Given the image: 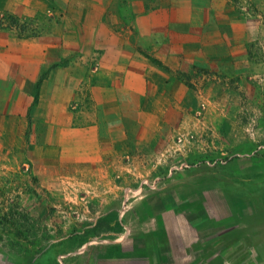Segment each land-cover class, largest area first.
<instances>
[{"label":"rangeland","instance_id":"374dc122","mask_svg":"<svg viewBox=\"0 0 264 264\" xmlns=\"http://www.w3.org/2000/svg\"><path fill=\"white\" fill-rule=\"evenodd\" d=\"M173 1L115 0L113 7L121 14L135 13V2H141L148 13L172 12L174 7L196 10V20L204 24L209 66L195 65L179 73L183 86L175 91L179 100L164 99L152 91L150 101L140 96L128 102L109 101L104 86L95 79L105 52L70 42V50L79 51L69 50L53 68L41 70L36 84L6 79L0 85V107L3 104L5 113H11L6 128L10 146L0 149V264H66L68 255L70 264H79L73 260L77 257H81L80 264H93L87 250L98 240L90 239L86 231L94 224L96 233L105 231L98 221L107 216L108 202L119 213L146 194L145 189L154 190L158 183L172 179L173 172L185 174L190 165L205 161L215 179L237 158L241 170L229 175L225 196L214 191L207 200L213 217H228L227 227L237 224L240 217L241 226H247L245 237L236 233L223 239L215 236L214 254L220 259L193 264H264V231L258 237L251 228L255 218L264 220V0H175V6ZM57 16L54 29L59 25L66 36L85 40L80 22L70 20L65 10ZM43 21L19 20L0 8V32H15L14 38L21 41L41 38ZM149 61L170 71L154 59ZM70 65L74 68L69 74L78 78L66 88L70 97L61 101L62 86L56 83L42 97L43 83L52 69ZM14 72L23 75L19 69ZM42 101L47 102L46 108L50 104L49 114L48 109H38ZM15 104L19 107L12 110ZM97 126L114 130L111 139L106 129L98 133L102 143L114 144L101 150L111 163L92 164L77 160L75 150L62 151L61 146H73L62 143L68 135L62 131L78 129L91 138ZM160 128L165 130L154 131ZM156 133L155 142L148 145ZM18 151H22L20 158L13 156ZM182 182L184 193L192 194L191 179L185 177ZM217 183L213 180L211 186L216 188ZM257 190L260 195L254 196ZM12 212L20 215L14 226L6 218ZM21 226L28 232H20ZM22 232L28 234L27 240L21 239ZM84 241L88 244L77 250Z\"/></svg>","mask_w":264,"mask_h":264},{"label":"crops","instance_id":"0c3cea01","mask_svg":"<svg viewBox=\"0 0 264 264\" xmlns=\"http://www.w3.org/2000/svg\"><path fill=\"white\" fill-rule=\"evenodd\" d=\"M174 4L175 0L173 6ZM113 5L115 0H0L1 10L14 13L19 20L30 18L33 21L44 20V34L38 39L21 41L14 38L15 32L12 35L11 32H0V85H4L6 79L12 81L17 79V83L14 80L15 84L21 82H26L30 86L36 84L42 74L41 70L53 68L63 59V54L69 52L70 42L78 46L91 45L92 48L89 50L105 52L101 71L95 79L100 86H104L102 90L109 101L123 99L128 102L137 99L138 96L142 100L150 101L154 91L155 95L158 93L164 99L172 101L181 99V96L175 93L176 88L182 86L179 73L188 71L195 65L202 68L209 66L204 24L196 20L194 14L196 10L193 12V8H188L187 11H177L178 9L174 7L171 9L172 12L161 9L148 13L141 2H135L132 4L135 13L121 14ZM64 10L70 20L80 22L79 29L84 30L85 40L82 41L79 37L75 41L66 36L59 25L53 28V20ZM40 15H44V18ZM159 20L165 23L162 25L152 23ZM150 59L168 66L170 71L161 70L151 63ZM72 68L74 67L70 65L66 68L52 69L43 83L42 97L46 95L45 89L53 83L62 86L61 101L70 97L67 86L78 82V78L69 74L72 73L70 72ZM14 69L21 70L23 75L17 76ZM24 102L26 104L25 98L21 103L25 108ZM46 103L42 101L38 109H44V112L48 109L46 112L49 114L51 106L49 104L46 108ZM17 105L15 104L12 110L19 107ZM62 107L66 108L67 105ZM4 110L2 104L1 150L10 146L6 128L10 124L11 113L6 114ZM33 115L35 117L36 113ZM152 116L159 117V113ZM94 129L91 138L84 137L83 131L78 129L62 131L68 134L67 137H62V143L73 145L66 148L61 146L62 151L71 153L75 150L77 160L87 159L92 164L102 165L104 161L111 163V158L107 157V161L101 150L112 148L114 144L110 143L111 141L102 143L98 133L106 129L111 139L114 130L111 126H99ZM160 130L165 129L154 131ZM157 135L159 133H156L148 145L152 146ZM102 144H105V147H102ZM27 148H31V145ZM44 148L48 150L47 147ZM88 150H91V156L86 155ZM21 155L22 151H18L13 156L20 158ZM72 157H75L74 154ZM229 164L230 166H225L214 179L212 170L207 167L205 161H197L190 165L187 173L173 172L172 179L158 183L154 190L145 189L146 194L130 202L124 210L121 208L119 213L115 209V204L108 202L104 211L107 216L98 221L105 231L96 233L97 224L86 231L90 239L98 240L97 244H92L87 250V257H92L93 264H193L199 261L206 263L214 259L219 260L220 256L214 254L217 251L214 237L223 239L236 233L243 239L247 232L245 231L247 226L240 224V217L237 224L227 227L229 221L227 216L217 218L210 214L207 196L212 195L214 191L225 196L223 191L227 190L228 177L233 175L231 174L233 171L238 170L232 169L237 166L235 163ZM185 177L192 181L194 191L192 194L184 193L182 179ZM176 180H179L178 184L175 183ZM213 180L219 184L216 188L211 186ZM260 193V190H257L254 196ZM17 218L14 217V221H17ZM251 228L255 236L260 237L264 231V220L260 217L255 218V224ZM220 243L223 244L222 241ZM86 244L88 241L81 243L77 250H81ZM68 256L66 264L71 262ZM80 258L73 260L80 264Z\"/></svg>","mask_w":264,"mask_h":264},{"label":"trees","instance_id":"16d2710c","mask_svg":"<svg viewBox=\"0 0 264 264\" xmlns=\"http://www.w3.org/2000/svg\"><path fill=\"white\" fill-rule=\"evenodd\" d=\"M239 161H240V160L237 158L236 160L233 161V163H235V164L238 166ZM237 166H236V169L239 167L238 170H237V171H233V173H231V174H233V175H237V174H238V171L241 170V169H240V166H238V167H237ZM260 167H261V166H260ZM236 169H235V170H236ZM248 170H249V168H248ZM14 217H18V218H20V215H17V214H15V213H13V212H12V213H9V214H6V218H8V219L11 221V222H10V221H9V222H10L12 225H13V224L16 225V221H14ZM23 220H24V218H23ZM14 225H13V226H14ZM21 231H26V232H28V228H27V227H24V226H21V227H20V232H21ZM26 232H22V233H21V235H22L21 239H22V238H24L25 240L28 239V237H27L28 234H27ZM47 240H48V239L45 237L43 241H47ZM40 242H42V241L40 240ZM40 242H39V243H40Z\"/></svg>","mask_w":264,"mask_h":264}]
</instances>
